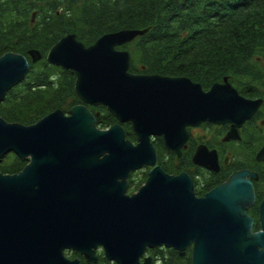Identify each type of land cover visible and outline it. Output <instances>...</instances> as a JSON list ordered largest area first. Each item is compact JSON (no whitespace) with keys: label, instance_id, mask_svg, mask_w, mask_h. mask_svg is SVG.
Segmentation results:
<instances>
[{"label":"water","instance_id":"95a60500","mask_svg":"<svg viewBox=\"0 0 264 264\" xmlns=\"http://www.w3.org/2000/svg\"><path fill=\"white\" fill-rule=\"evenodd\" d=\"M146 32L106 33L88 47L72 33L48 54L75 72L84 103L107 106L119 123L98 127L85 104L69 115L56 109L30 125L0 115V164L9 153L28 160L19 172L0 170V264H74L66 249L91 252L98 244L120 264H135L147 246L185 248L192 241L194 264H264V199L261 230L252 231L247 212L256 199L248 176L257 173L236 171L197 197L186 173L169 175L156 166L137 193L126 195L129 172L157 161L152 135H163L176 150L187 125L208 120L231 122V138L263 102L245 98L226 78L205 90L188 77L131 73L130 52L116 46ZM30 53L33 62L42 57ZM29 69L23 54L0 56V102ZM126 121L136 145L126 137ZM208 153L199 148L195 162L218 170L217 152ZM257 159L264 160V145Z\"/></svg>","mask_w":264,"mask_h":264},{"label":"trees","instance_id":"16d2710c","mask_svg":"<svg viewBox=\"0 0 264 264\" xmlns=\"http://www.w3.org/2000/svg\"><path fill=\"white\" fill-rule=\"evenodd\" d=\"M90 2L98 8L95 13L78 10L76 0H70L69 6L56 8L59 13L55 10L51 14L58 20L68 19V23L78 21L76 17L84 14L114 19L116 28L104 34L127 28L147 29L132 42L121 45L131 54L130 71L134 73L187 75L205 86L227 77L240 93L264 99V0H89L87 3ZM8 6L1 7L0 17H17L16 6ZM78 24L87 27L79 21ZM62 33L55 31L47 37L55 39ZM18 52L25 53L21 48ZM73 80L71 71L50 68L45 61L34 64L26 78L0 102V115L9 122L30 125L62 108L59 101L63 92L73 98L71 106L81 103ZM65 82H69L71 90L64 87ZM90 108L99 111L95 106ZM99 112L98 127L107 128L118 122L110 111ZM123 127L127 138L134 140L132 127L126 124ZM25 161L28 160L9 153L0 170L14 173L22 169Z\"/></svg>","mask_w":264,"mask_h":264},{"label":"flooded vegetation","instance_id":"af4514ba","mask_svg":"<svg viewBox=\"0 0 264 264\" xmlns=\"http://www.w3.org/2000/svg\"><path fill=\"white\" fill-rule=\"evenodd\" d=\"M69 3L70 0H12V2L11 0H0V9L1 7L7 5H9L8 8L12 5L16 6L17 8V17H0V23L8 24V21L10 22V27L12 28L10 32L13 30V28L14 30L9 33L8 36L14 34L15 38L17 39L16 44L21 45V47L15 46L14 48H7L5 50L4 48L6 47V44L0 45V49H2L0 50V56L8 52L20 53L27 57L29 61V71L32 70V66L34 64H41V62L43 63V61H45L50 68L56 66L60 70L66 69L71 71L74 73L76 79V74L72 69L65 68L62 65L48 60V54L52 47L61 38L68 34L74 33L72 31H65L62 26V20L63 25H68V19L62 17V20H58V18L53 17L51 14L52 11L55 10L57 13H59V10L56 8H65L69 6ZM1 13L2 12L0 11V14ZM41 30H43L46 35H51L55 31H63L64 33L61 35L58 34L55 42H52L51 38L48 37L47 41L40 43H30L29 45L22 47V43L28 39L27 37L33 39L35 35ZM74 34L76 35L77 40L84 43V45L87 47L93 45L98 40L97 38L93 42L86 43L79 37L78 34ZM9 47L12 46L9 45ZM20 48L23 49L25 53L18 52ZM116 48L119 49V46H116ZM32 50H38L42 55V57L36 62H33L32 54L30 53ZM242 95L245 96L244 94ZM246 97L251 99L262 98L261 96ZM81 101V103H76L70 106L68 110L63 108L56 109H61L66 115H69V110L73 106L85 104L96 115V120L97 116L100 114L99 111H109L107 106L103 104L88 103V105L84 103L82 99ZM263 105L264 99L257 111L241 126L234 129L235 133L233 134L235 136L231 138L228 136L230 130L232 129L231 122L214 123L208 120L202 121L196 125H187V138L176 150L167 144L163 135H152V142L157 150V161L155 165H144L129 172L127 178L128 187L126 190V195L132 196L133 194L137 193L147 182L150 177V171L156 167V165L160 166L162 170L169 175H179L181 173H186L193 181L194 193L197 197H204L214 187L228 181L234 172L248 169L251 172L257 173V177L254 178L251 177V175L248 176L254 184L256 199L255 202L247 209V212L254 218L252 231L257 232L261 230L260 205L264 199V193L261 194L262 187L264 186V160L259 161L257 159V154L264 145ZM90 106H95L99 111H93ZM124 124L128 126L130 125L133 129L131 121L123 122L122 126ZM198 129L203 131V133L197 132L196 130ZM130 141H132L135 145L138 143V137L136 133L135 139ZM199 148H204L205 151L209 153L211 151L217 152L219 159L218 170L212 168L211 166H207L206 164L203 165L195 162L194 156ZM194 245L195 241H192L190 244L188 243L185 248L168 246L166 244L147 246L136 263H134L194 264ZM65 255L71 261L75 262L77 260V262L74 264H120L117 259L109 257L105 246L102 244H98L97 247H94L91 252H82L76 249L68 248L65 250Z\"/></svg>","mask_w":264,"mask_h":264},{"label":"rangeland","instance_id":"374dc122","mask_svg":"<svg viewBox=\"0 0 264 264\" xmlns=\"http://www.w3.org/2000/svg\"><path fill=\"white\" fill-rule=\"evenodd\" d=\"M88 1L89 0H76L77 5L79 6L78 10L85 9L84 13H89L90 11L91 12L94 11V13H95L96 9H98V8H96V6L94 4H92L91 2L87 3ZM88 5H90V6L87 7ZM85 7H87V8H85ZM76 19L80 23L86 24L85 26H87V27L84 28L82 26H79L78 21H75V19L73 21H70L68 23V25H63V22H62V26H63L65 31H76L79 34V37L81 39H84L85 41H87V43L93 42L95 40V38L100 37L106 31H111V29H113V27L116 28V23H115L114 19L113 20H109V19H107V17H101V16L97 17L96 14H92L91 16H88V15L84 14L83 17L79 16V17H76ZM10 25L11 24H10L9 21H8V24L0 23V45L6 44V47L4 48V50L7 49V48H14L15 46L16 47H21L20 44H16L17 39L15 38L14 34H12L11 36H8V34L11 33L14 30V28H13V30L10 32V30L12 29L10 27ZM15 28H16V26H15ZM116 31H119V30H116ZM116 31H113V32H116ZM27 38H28L26 40L27 42H24V44H26V45H29L31 42L40 43V42H44V41L48 40V37H47L46 33L43 30L38 32L33 39H31L30 37H27ZM55 39L52 38L51 39L52 42ZM9 45L12 46V47H9ZM24 46L25 45H23V43H22V47H24ZM119 49H121V50L123 49V50L129 51L128 49H126L124 47L122 48V46H119ZM0 50H2V49H0ZM130 68H131V61H130L129 71H130ZM130 72L134 73L132 71H130ZM134 74H141V73H134ZM181 76L190 78L187 75H178V76H173V77H181ZM74 78H75V75H74ZM225 78L228 80L227 77H225ZM190 79H192V78H190ZM192 80L195 81V82H198V81H196L194 79H192ZM73 81H76V79L73 80ZM216 82H224V81H216ZM216 82L214 81V83H216ZM198 83H200L202 85V87L205 88V90H209L211 88V86L214 84L213 82L212 83H206L209 86H205L202 82H198ZM72 84H75V82H72ZM64 87H70V90H71L72 86L69 84V82L68 83L65 82ZM68 94L69 93H67V92H63L60 95V101L59 102L61 103V107L63 109H65V110L69 109V107L72 104V100H73V98L71 96H68ZM244 97L248 98V97H246V95ZM248 99H251V98H248ZM196 131L199 132V133H203V131H201L200 129H198ZM27 163H28V161H25V165ZM24 166L22 167V169L24 168ZM22 169H20V170H22ZM19 171H16V172H19ZM16 172H14V173H16ZM262 193H264V186L262 187V190H261V194Z\"/></svg>","mask_w":264,"mask_h":264},{"label":"bare ground","instance_id":"6f19581e","mask_svg":"<svg viewBox=\"0 0 264 264\" xmlns=\"http://www.w3.org/2000/svg\"><path fill=\"white\" fill-rule=\"evenodd\" d=\"M123 50V49H122ZM66 70V69H65ZM195 82V81H194ZM89 105V104H88ZM56 110V109H55ZM110 111V110H109ZM118 123V122H117ZM125 130V129H124ZM134 130V129H133ZM135 142H137V141H135ZM157 166V165H156ZM4 173V172H3Z\"/></svg>","mask_w":264,"mask_h":264}]
</instances>
